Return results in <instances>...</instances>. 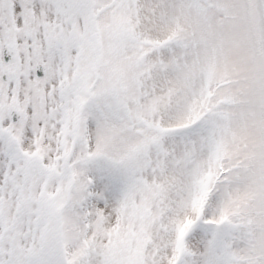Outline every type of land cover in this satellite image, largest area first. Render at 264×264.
Masks as SVG:
<instances>
[{"label":"snow or ice","instance_id":"obj_1","mask_svg":"<svg viewBox=\"0 0 264 264\" xmlns=\"http://www.w3.org/2000/svg\"><path fill=\"white\" fill-rule=\"evenodd\" d=\"M0 264H264V0H0Z\"/></svg>","mask_w":264,"mask_h":264}]
</instances>
